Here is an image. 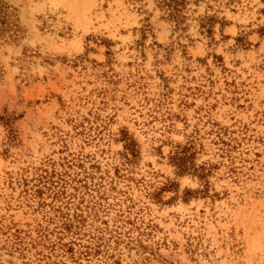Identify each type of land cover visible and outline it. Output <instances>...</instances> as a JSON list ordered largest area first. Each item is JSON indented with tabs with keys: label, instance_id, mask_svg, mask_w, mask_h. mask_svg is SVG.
<instances>
[{
	"label": "rangeland",
	"instance_id": "1",
	"mask_svg": "<svg viewBox=\"0 0 264 264\" xmlns=\"http://www.w3.org/2000/svg\"><path fill=\"white\" fill-rule=\"evenodd\" d=\"M160 2L0 0V264H264V0Z\"/></svg>",
	"mask_w": 264,
	"mask_h": 264
},
{
	"label": "trees",
	"instance_id": "2",
	"mask_svg": "<svg viewBox=\"0 0 264 264\" xmlns=\"http://www.w3.org/2000/svg\"><path fill=\"white\" fill-rule=\"evenodd\" d=\"M183 0H161L160 2V6L161 7H166V9H169V14L172 18H176L178 17V12H180V9H178V6L180 5V3H182ZM5 10H6V6L1 5L0 4V22L1 23H6L7 22V18L5 14ZM4 14H1L3 13ZM187 148L183 147V154L181 155L180 152H177L174 156H173V160L175 162V164L177 165V167L182 171H185L187 168H189L188 166V162L186 161L187 155L186 152Z\"/></svg>",
	"mask_w": 264,
	"mask_h": 264
}]
</instances>
